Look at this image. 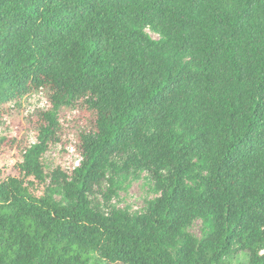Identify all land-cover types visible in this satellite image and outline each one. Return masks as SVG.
<instances>
[{"label":"trees","instance_id":"trees-1","mask_svg":"<svg viewBox=\"0 0 264 264\" xmlns=\"http://www.w3.org/2000/svg\"><path fill=\"white\" fill-rule=\"evenodd\" d=\"M43 90L39 141L0 177V264H264V0H0V116ZM78 103L81 161L46 171ZM141 171L143 213L94 201Z\"/></svg>","mask_w":264,"mask_h":264},{"label":"rangeland","instance_id":"rangeland-1","mask_svg":"<svg viewBox=\"0 0 264 264\" xmlns=\"http://www.w3.org/2000/svg\"><path fill=\"white\" fill-rule=\"evenodd\" d=\"M150 34L155 39L159 38L155 33ZM48 97V90L35 91L9 104L0 116V177L20 173L25 150L39 141V127L43 121L38 111L49 107ZM94 124L95 113L86 105L78 103L64 107L59 114L55 140L43 156L46 171L61 167L71 172L77 167L81 161V135L92 131ZM158 195L150 174L141 171L118 176L112 189L108 182H103L96 189L94 201L104 208L113 207L139 214L144 212L147 202ZM55 200L60 204L66 203L61 195H56ZM209 231V223L205 220L196 221L190 228V232L198 239L205 237ZM96 260L95 264H108L99 258Z\"/></svg>","mask_w":264,"mask_h":264}]
</instances>
